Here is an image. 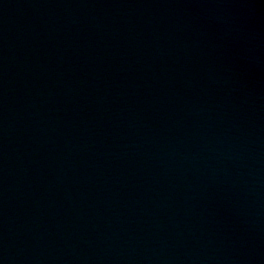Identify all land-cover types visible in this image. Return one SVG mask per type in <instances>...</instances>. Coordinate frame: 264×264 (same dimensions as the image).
<instances>
[{"label": "water", "instance_id": "water-1", "mask_svg": "<svg viewBox=\"0 0 264 264\" xmlns=\"http://www.w3.org/2000/svg\"><path fill=\"white\" fill-rule=\"evenodd\" d=\"M0 264H264V0H0Z\"/></svg>", "mask_w": 264, "mask_h": 264}]
</instances>
